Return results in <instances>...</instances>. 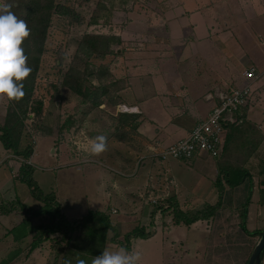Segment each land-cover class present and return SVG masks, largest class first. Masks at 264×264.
Listing matches in <instances>:
<instances>
[{"label": "rangeland", "instance_id": "rangeland-1", "mask_svg": "<svg viewBox=\"0 0 264 264\" xmlns=\"http://www.w3.org/2000/svg\"><path fill=\"white\" fill-rule=\"evenodd\" d=\"M4 1L0 0V3ZM65 1L80 11L82 20L72 22L67 17L54 14L49 26L45 50L34 82V93L29 102L42 99L43 111L40 115L30 111L29 117L23 122L20 141V148H24L27 144L33 146V157L31 155L28 159H24L22 155L11 149L8 150L0 138V189L5 191V196L0 195V201L6 206H10V201H15L16 208L12 212L20 214V220L26 215L28 205L38 208L43 204L32 195L29 185L21 180L19 169L24 160L32 164V178L43 191H55L56 195L58 194L60 203L66 208L70 218H75L78 212L82 214L81 211H86L83 214L85 215L91 207L105 208L106 171L109 170V174L117 177L134 175L137 177V175L135 173L128 176L125 172H121V169L116 168L114 155L109 159L104 152L100 155H92L90 153L92 140L100 135L106 136L107 150L112 151L113 154L120 150L118 140L135 149L141 145L132 136L131 129L117 125L120 121L118 113L131 112L133 109L121 106L115 101L123 100L128 96L132 91L130 80L132 77L134 79L136 76H144L145 70L152 73L147 77L150 83L147 92L154 87L151 86L152 81L156 82L157 87L181 89L185 81L179 79L183 77L182 73L189 71L191 61L196 59L195 55L194 58L191 56V51L188 50L190 47L180 52L182 44L180 39L178 42L173 41L174 48H169L170 41H167L164 32L156 34L157 37L154 35L156 18L158 19L162 15L161 12L171 3L178 0ZM162 18L164 17H160L159 23L157 22L159 26L162 24L160 23ZM258 20L257 18L242 20L236 17L235 21L239 23L240 28L232 26L230 30L232 35L237 37L238 43L233 40L229 44L228 42L224 44L215 38L216 43L223 47L225 53L220 54L214 43L207 42L205 56L202 55L204 61L202 69L205 68L209 76H214L215 70L218 72L219 69L227 70L230 65L241 69L254 62L263 64L264 60H260L259 55L264 51V33L258 31L249 36L244 31V26H248L249 23L250 26ZM172 25L177 26L176 23ZM255 26L258 29V25ZM85 32L117 34L121 38L120 43L113 45L115 52L90 63L89 69L94 71L90 78L95 85L107 86L115 80L108 85L110 88L109 94L107 93V95L112 94L115 101L108 103L107 96H104L105 101L99 106L91 102H82L77 93L63 84L64 72L73 60L79 38ZM185 32L187 36L191 35L189 30L186 29ZM179 34L180 31L174 32L176 36ZM156 39L157 41H154ZM161 44L167 46V50L164 46L161 47ZM131 48L140 52L133 56L134 64L126 61L129 57L127 52ZM247 52L250 57L248 56L249 60L244 62L241 57L246 56ZM197 57L201 58L200 54H197ZM134 66L138 68H132ZM127 68H132L133 74L128 75L130 69ZM257 90L259 92L255 90L253 93L256 97L254 103L258 101L256 109L261 110L260 105L264 106V84ZM138 91L142 92V89ZM126 100L132 101L129 98ZM10 104L8 100H0V124L5 122ZM259 121L263 129L257 124L245 123L242 130L234 132L228 138L225 149L219 156L204 153L186 160L169 157L166 160L170 163L168 169L157 166L156 163L152 164L155 168L152 167L149 173L151 172L150 176L152 179L155 178V181L146 176L143 181L138 182L151 189L149 191L152 193H144L140 195V199L147 205L144 208L147 209L146 212H150L151 222L155 219V212L159 211L161 215L155 237L140 236L136 241H131V244L134 242L135 249L142 254L141 262L242 264L250 257L261 234H249L241 226V202L248 192L246 185L249 175L245 183L231 187L226 180L228 175L226 172L236 166L249 170L253 180V193L247 226L251 230L262 228L264 226V203L261 201V188L264 187V116H260ZM247 133H249L248 137ZM110 139L113 140L111 147ZM142 159L143 157H137L135 161L131 159L132 161H128L122 169L130 172L138 167L139 174L142 170L141 163L144 162ZM221 185L223 203L214 210L213 215L190 224L183 221L175 222L176 205L172 204L174 201L178 202V206L186 214L192 216L196 212L209 209L211 203L217 202L222 190ZM152 194L153 196L150 197ZM18 197L24 202V206H20ZM172 198L173 202H171ZM70 208L72 210H69ZM2 214L8 213L0 215ZM112 214L114 220L119 218V213L112 212ZM0 218V264L79 262V256L87 241L83 228L76 229L68 242L63 239L58 240L59 237H55L57 233H53L54 238L45 240L39 247L29 252L32 237L23 242H14L8 231L17 223L14 219H5L4 216ZM43 219L45 220L42 218L41 221ZM146 227H148L145 228L147 231L155 230L154 226L146 225ZM126 228L120 227V230ZM122 236L123 234H120L119 238L121 239ZM108 243L114 242L110 239ZM18 248L19 251L11 257ZM262 264H264V254Z\"/></svg>", "mask_w": 264, "mask_h": 264}, {"label": "crops", "instance_id": "crops-1", "mask_svg": "<svg viewBox=\"0 0 264 264\" xmlns=\"http://www.w3.org/2000/svg\"><path fill=\"white\" fill-rule=\"evenodd\" d=\"M161 13L162 15H160L158 19L155 17L156 22L153 28L154 35L156 36L159 32H164L167 41H170L168 44L169 48H174L175 45L173 41L175 40V42H178L180 39L182 41L180 52L182 53L186 47H190L188 50L191 51V56H193V58L195 55L196 59L191 61L192 65L189 71L187 73H182L183 77L179 80L185 81V85H183L181 89L157 87L156 82L152 81L151 86L154 87L147 92V88L150 85L147 77H149V74H152L150 73L151 71L147 70H145L144 76L140 75L136 76L134 79L133 77L131 80L129 79L132 84V91H130L128 96H125L119 104H125L127 107L133 109L132 111L138 117L139 124L135 128H131V130L133 131L132 136L141 145L135 149L125 142L120 143L121 140H118V147L120 150L115 151V154H113L112 151L106 150L104 155H107L108 159L111 155H114L115 162L117 163L114 165L116 168L121 169V172H125L128 176L136 173L137 177H134L135 175L132 177H117L113 174H109V170L106 171L104 177V182L106 181L104 186L105 208H90L109 212L113 224L121 235L137 225L144 226L145 228H148L146 225L154 226L155 230L148 238H153L157 235V224L161 213L159 211L155 212V219L152 222L150 221V212H146L147 209L144 208L146 203L140 199V195L147 192L151 194L152 191H149L151 189L146 188V186L138 182L143 181L146 176V178L150 177L151 180L155 181V178L153 177L154 179H152V176H150L151 172L149 173L152 167L155 168V165H152L153 163L165 169L169 168L170 163L166 162L168 159H160L156 156V153L179 138L186 136L198 121L207 116L215 103V100L207 98L208 92L213 91L217 87H231L244 81L242 70L248 65L238 69L232 64L233 66L230 65L227 70L219 69L220 72L215 70L214 76H209L206 73V69H202V64L204 62L202 55L205 56V48H207L205 44L207 42L214 43L216 49L222 54L225 53L223 47L216 43L215 38H218L224 44L227 42L229 44V42L233 40L238 43L237 37L232 35L230 30L232 26L237 29L240 28L239 23L235 21L236 17L242 20H248L249 18L259 19L258 22L252 23L250 26V23L248 26H244L246 35L251 36V34H256L258 31L264 33V0H178L175 3H171ZM160 17L164 18L161 19L160 23L162 24L159 26L157 22L159 23ZM172 23H176L177 26H173ZM255 24L258 25V29ZM186 29L190 31V36L186 35ZM179 31V35H174V32ZM183 37H186V39H183ZM154 41H157V39ZM162 46L167 50V46L161 44V47ZM138 52V50H133L131 48L130 51L127 52V56H129L128 59H126L127 63L134 64L133 56ZM248 52L246 56L241 57L244 62L249 60L250 56ZM197 54H200L201 58L197 57ZM259 57H261V59ZM259 57H257V59L264 60V51H262ZM251 64L257 65L263 73L261 77L253 83L254 91L256 90L259 92L257 89L264 84V61L263 64L255 62ZM132 68L137 69L138 66ZM132 68H127L130 69L127 72L128 75L133 74ZM138 89H142V92L138 91ZM252 96L251 102L244 109V114L246 116L245 120L257 124L263 129L259 117L264 116V106L261 104V110H257L258 101L254 103L256 97L255 95ZM126 98L132 101L128 102ZM109 142V146L111 147L113 140L110 139ZM137 157H143L142 160L144 162L146 161L145 163H141L142 170L139 174L137 172L138 167L133 169V171L131 170L132 172H126L127 170L122 169L127 165L128 161H135ZM102 160L105 159L102 158ZM153 160H155V162ZM131 167L132 165H130V168ZM0 195L5 196V191L0 189ZM152 196L153 194L150 195V197ZM57 198L59 202H61L58 194ZM60 205L62 211L69 220L81 218L86 212L81 211L82 214L78 212L75 218H70L67 213L68 211L62 206L63 204L60 203ZM69 210L72 209L70 208ZM112 212L119 213V218L117 220L113 219ZM19 215L18 213L10 212L8 214H2L0 217L4 216L5 219H14L16 223H19L21 221ZM153 223L154 225H152ZM120 227L127 228L120 230ZM138 237L140 236L132 237L131 241H136ZM163 240H165V238ZM165 243H167V241H165ZM164 244L161 245L162 248H164ZM121 247L123 246L118 242L108 243L104 250L116 251ZM128 250H136L134 242ZM174 253L176 254V252ZM140 264L155 263L146 261L140 262Z\"/></svg>", "mask_w": 264, "mask_h": 264}, {"label": "trees", "instance_id": "trees-1", "mask_svg": "<svg viewBox=\"0 0 264 264\" xmlns=\"http://www.w3.org/2000/svg\"><path fill=\"white\" fill-rule=\"evenodd\" d=\"M4 3L14 5L11 11L20 19L26 21L30 35L25 38L22 47L24 53L28 56V65L32 68V72L24 81L25 96L19 101H10L5 122L0 124V138L7 149L13 150L20 154L24 159H28L33 153V146L27 144L24 148L21 147L22 125L26 118L29 117L30 111L40 115L43 111V100L34 99L30 102L34 93V82L40 65L41 56L45 50L47 34L51 25L54 14L69 18L72 22H81L82 14L71 3L65 0H5ZM120 43L121 38L117 34H107L100 32H85L79 38L78 46L73 57V60L67 70L64 72L63 84L68 86L72 91L77 93L82 102H91L93 105L99 106L104 103V96H107V102L115 101L112 94L107 95L109 86L95 85L91 81L90 75L94 73L89 69L90 63H93L97 58H105L107 55L115 52L113 45ZM84 65V66H82ZM98 65V64H96ZM101 65V63H100ZM100 70V68H99ZM97 70L98 72H100ZM109 94V93H108ZM115 101V103H120ZM120 121L117 125L121 128H135L139 122L138 117L134 112L118 113ZM132 118V120L130 119ZM247 122L234 123L229 126L226 141L236 131L242 130V127ZM249 136V133L246 134ZM21 180L25 181L31 190L34 197L40 200L43 204L38 208L27 206V213L24 218L15 224L8 233L14 242H23V240L32 237L29 246V252L39 247L45 240L54 238L53 233H57L55 237L63 239L66 242L72 239V234L80 227L84 229L86 245L79 256V262L84 261V264H92L94 257L102 254L104 248L108 244V240L118 242L124 248L130 249L132 237L142 236L149 237L153 232L147 231L144 226L137 225L133 229L125 232L121 239L119 231L113 224L109 212L105 210L90 209L81 218L69 220L61 209L60 202L55 191L44 192L39 184L32 178L33 166L31 163L24 160L20 165ZM226 174V180L231 187H236L245 183L246 177L249 175L247 182L248 192L244 201L241 202V226L249 234H261L260 229H249L247 226V217L249 204L253 193V180L247 168L236 166L229 169ZM264 181V180H263ZM219 184L221 180H218ZM220 191V198L216 203H211L209 209L196 212L192 216L186 214L179 206L178 202L171 199L173 205H176L175 222H185L190 224L201 218H208L213 215L217 207H221L223 203V186ZM20 206H24V202ZM261 201L264 202V187L261 188ZM16 208L15 201H10V206H6L0 201V214L10 213ZM42 218H45L41 221ZM20 248L11 254L18 252ZM254 249V248H253ZM252 253V252H251ZM264 250L262 252L263 258ZM249 257L242 263L248 264Z\"/></svg>", "mask_w": 264, "mask_h": 264}, {"label": "built area", "instance_id": "built-area-1", "mask_svg": "<svg viewBox=\"0 0 264 264\" xmlns=\"http://www.w3.org/2000/svg\"><path fill=\"white\" fill-rule=\"evenodd\" d=\"M244 81L231 87H217L207 98L215 100L208 115L191 131L156 153L158 158L192 159L200 154L219 156L223 150L229 126L245 120L244 109L251 102L253 83L263 74L255 64L242 70ZM121 106L127 107L125 104ZM120 109V108H119ZM123 109V108H121Z\"/></svg>", "mask_w": 264, "mask_h": 264}, {"label": "clouds", "instance_id": "clouds-1", "mask_svg": "<svg viewBox=\"0 0 264 264\" xmlns=\"http://www.w3.org/2000/svg\"><path fill=\"white\" fill-rule=\"evenodd\" d=\"M14 5L0 3V100L19 101L25 96L23 81L32 68L28 65L22 44L30 35L25 20L18 18L11 8ZM107 150V137H95L90 144V153L100 155ZM142 254L138 250L119 248L104 250L92 260V264H140ZM84 264V261H80Z\"/></svg>", "mask_w": 264, "mask_h": 264}, {"label": "water", "instance_id": "water-1", "mask_svg": "<svg viewBox=\"0 0 264 264\" xmlns=\"http://www.w3.org/2000/svg\"><path fill=\"white\" fill-rule=\"evenodd\" d=\"M263 250H264V226L262 227V235L249 257L248 264H262Z\"/></svg>", "mask_w": 264, "mask_h": 264}]
</instances>
